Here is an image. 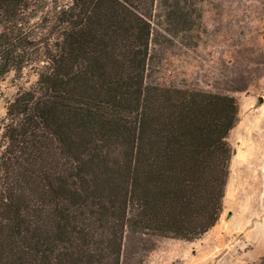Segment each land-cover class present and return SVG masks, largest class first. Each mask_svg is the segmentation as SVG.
<instances>
[{
	"label": "trees",
	"instance_id": "1",
	"mask_svg": "<svg viewBox=\"0 0 264 264\" xmlns=\"http://www.w3.org/2000/svg\"><path fill=\"white\" fill-rule=\"evenodd\" d=\"M156 0H0V264H120L219 219L233 96L148 82ZM259 264H264V255Z\"/></svg>",
	"mask_w": 264,
	"mask_h": 264
},
{
	"label": "rangeland",
	"instance_id": "2",
	"mask_svg": "<svg viewBox=\"0 0 264 264\" xmlns=\"http://www.w3.org/2000/svg\"><path fill=\"white\" fill-rule=\"evenodd\" d=\"M69 0H58L67 3ZM148 82L233 96L238 114L217 222L200 237L124 236L120 264H259L264 255V0H156ZM36 78L0 81L7 106Z\"/></svg>",
	"mask_w": 264,
	"mask_h": 264
}]
</instances>
